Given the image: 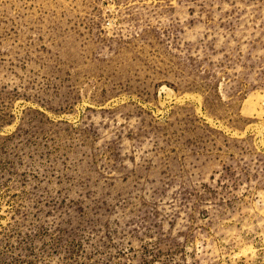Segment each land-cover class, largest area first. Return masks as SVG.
<instances>
[{"label":"rangeland","instance_id":"374dc122","mask_svg":"<svg viewBox=\"0 0 264 264\" xmlns=\"http://www.w3.org/2000/svg\"><path fill=\"white\" fill-rule=\"evenodd\" d=\"M0 264H264V0H0Z\"/></svg>","mask_w":264,"mask_h":264}]
</instances>
